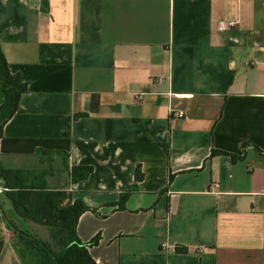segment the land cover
Segmentation results:
<instances>
[{
	"label": "crops",
	"instance_id": "0c3cea01",
	"mask_svg": "<svg viewBox=\"0 0 264 264\" xmlns=\"http://www.w3.org/2000/svg\"><path fill=\"white\" fill-rule=\"evenodd\" d=\"M0 46V163L92 209L97 264H264V0H0Z\"/></svg>",
	"mask_w": 264,
	"mask_h": 264
},
{
	"label": "trees",
	"instance_id": "16d2710c",
	"mask_svg": "<svg viewBox=\"0 0 264 264\" xmlns=\"http://www.w3.org/2000/svg\"><path fill=\"white\" fill-rule=\"evenodd\" d=\"M26 90L27 84L22 81L21 76L10 71L0 46V91L4 92L0 103V140L5 124L17 112L21 96ZM92 171V166L72 165L69 167V185L88 178ZM143 176L139 169L136 181L142 180ZM0 179L5 186L3 192L10 199L14 213L26 220L48 226L62 247L61 251H54L49 242L32 229L17 224L5 209L0 196V255L6 246V228L12 232L13 244L18 251L38 258L40 264H97L88 247L97 244L98 237L84 243L77 234L81 215L92 209L81 199L73 200V191L52 188L48 182L38 184L30 172L8 168L1 163ZM128 195L129 192L123 193L120 208L125 207L124 202ZM187 250L185 246H176L178 252Z\"/></svg>",
	"mask_w": 264,
	"mask_h": 264
},
{
	"label": "rangeland",
	"instance_id": "374dc122",
	"mask_svg": "<svg viewBox=\"0 0 264 264\" xmlns=\"http://www.w3.org/2000/svg\"><path fill=\"white\" fill-rule=\"evenodd\" d=\"M1 92L2 91H0V103L4 96V92ZM39 233L43 239L49 242L54 251H61V245L56 241L49 228H44ZM4 237L6 239V246L3 253L0 255V264H40L39 260H37L38 258L18 251L13 244L12 232L6 228H4Z\"/></svg>",
	"mask_w": 264,
	"mask_h": 264
},
{
	"label": "built area",
	"instance_id": "2783aa9c",
	"mask_svg": "<svg viewBox=\"0 0 264 264\" xmlns=\"http://www.w3.org/2000/svg\"><path fill=\"white\" fill-rule=\"evenodd\" d=\"M234 25H236L235 21H225V20L220 21V28L221 29H226V28L232 27ZM176 115L178 117H183L184 116V112H182V111L177 112ZM4 189H5V186H4L3 182L0 179V194L4 191Z\"/></svg>",
	"mask_w": 264,
	"mask_h": 264
}]
</instances>
